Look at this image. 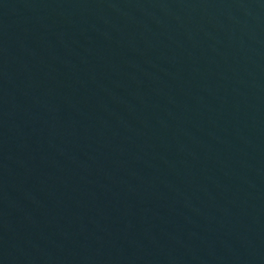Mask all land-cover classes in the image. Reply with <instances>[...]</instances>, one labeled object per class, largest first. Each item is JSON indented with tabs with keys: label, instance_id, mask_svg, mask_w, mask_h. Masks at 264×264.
I'll return each instance as SVG.
<instances>
[{
	"label": "water",
	"instance_id": "water-1",
	"mask_svg": "<svg viewBox=\"0 0 264 264\" xmlns=\"http://www.w3.org/2000/svg\"><path fill=\"white\" fill-rule=\"evenodd\" d=\"M0 264H264V0H0Z\"/></svg>",
	"mask_w": 264,
	"mask_h": 264
}]
</instances>
